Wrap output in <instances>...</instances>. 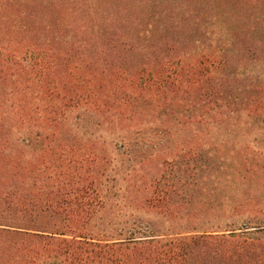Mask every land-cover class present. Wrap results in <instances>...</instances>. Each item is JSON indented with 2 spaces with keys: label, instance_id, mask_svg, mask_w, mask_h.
Segmentation results:
<instances>
[{
  "label": "rangeland",
  "instance_id": "obj_1",
  "mask_svg": "<svg viewBox=\"0 0 264 264\" xmlns=\"http://www.w3.org/2000/svg\"><path fill=\"white\" fill-rule=\"evenodd\" d=\"M0 148L2 227L71 234L83 202L96 236L148 220L165 234L264 228V0L0 3ZM21 180L32 203L53 185L71 201L23 213L3 201ZM154 188L164 198L144 207ZM15 238L0 234V264Z\"/></svg>",
  "mask_w": 264,
  "mask_h": 264
},
{
  "label": "trees",
  "instance_id": "obj_2",
  "mask_svg": "<svg viewBox=\"0 0 264 264\" xmlns=\"http://www.w3.org/2000/svg\"><path fill=\"white\" fill-rule=\"evenodd\" d=\"M5 1L7 0H0V3ZM27 46L32 51L37 50L41 56L48 55L50 59H58L57 53L52 51L47 54L45 47H40L34 39ZM62 98L88 102V97L81 94H65ZM50 106L53 107L50 113L63 116V109ZM17 113H20L21 119L28 116L26 112ZM2 154L8 155L0 148V156H5ZM96 158V153L92 151L91 173L84 179L79 177L88 184L96 182L98 178L95 174ZM146 190L140 193L143 202L145 199L144 207L153 208V202L164 198L155 188L153 192ZM4 195L3 201L15 205L23 213L28 210L27 202L32 203L23 180L16 187L6 190ZM34 199L36 202L31 206L42 212L50 210L53 213L60 212L58 209L61 208L62 200L71 201L70 197L65 198L60 186L54 185L43 193L37 192ZM42 199L50 202L43 205ZM89 204L80 202L76 208L69 207L68 214L75 216L66 226L71 234L66 233L65 229L58 231L60 228L56 225L54 231L24 221L7 224L6 227L0 226V234L6 232L16 237L12 243L5 245L8 246V254L3 257L5 264H264V228L256 225L253 226L256 229H251L250 221L239 228L165 234L159 233L156 224L148 220L144 229L133 228L127 233L96 236L91 232L97 226L96 223H91L94 207ZM119 225L127 226L125 222Z\"/></svg>",
  "mask_w": 264,
  "mask_h": 264
}]
</instances>
